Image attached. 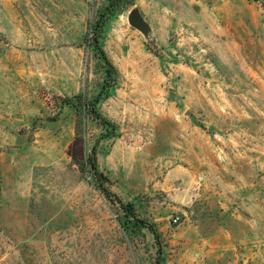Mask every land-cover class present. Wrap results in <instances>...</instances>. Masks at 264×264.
I'll list each match as a JSON object with an SVG mask.
<instances>
[{
    "label": "rangeland",
    "instance_id": "obj_1",
    "mask_svg": "<svg viewBox=\"0 0 264 264\" xmlns=\"http://www.w3.org/2000/svg\"><path fill=\"white\" fill-rule=\"evenodd\" d=\"M0 264H264V0H0Z\"/></svg>",
    "mask_w": 264,
    "mask_h": 264
},
{
    "label": "trees",
    "instance_id": "obj_2",
    "mask_svg": "<svg viewBox=\"0 0 264 264\" xmlns=\"http://www.w3.org/2000/svg\"><path fill=\"white\" fill-rule=\"evenodd\" d=\"M109 68H113V66L108 63ZM77 98H79L77 96ZM97 100V99H96ZM93 108V107H92ZM93 112H95L96 118L102 122H107L106 119L99 115V113L92 109ZM96 144H94L91 148V151L86 153V147L84 143V139L79 134H76L73 140L69 143L66 149V154L71 158L73 163L78 167L79 171L81 173H85L87 175H90L92 179H94L95 182H101L100 177L101 173L97 165L96 161ZM104 193L106 195L110 194V190L103 189ZM128 209H126V212L129 214H134V210L131 205H128Z\"/></svg>",
    "mask_w": 264,
    "mask_h": 264
},
{
    "label": "water",
    "instance_id": "obj_3",
    "mask_svg": "<svg viewBox=\"0 0 264 264\" xmlns=\"http://www.w3.org/2000/svg\"><path fill=\"white\" fill-rule=\"evenodd\" d=\"M127 19H128V22L133 26H136V27L146 26V23L144 22L138 9L136 8H133L128 12Z\"/></svg>",
    "mask_w": 264,
    "mask_h": 264
}]
</instances>
